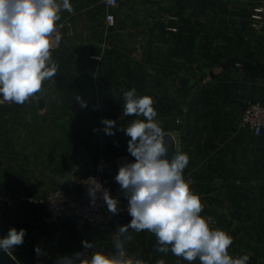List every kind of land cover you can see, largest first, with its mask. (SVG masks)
I'll use <instances>...</instances> for the list:
<instances>
[{"label": "crops", "instance_id": "crops-1", "mask_svg": "<svg viewBox=\"0 0 264 264\" xmlns=\"http://www.w3.org/2000/svg\"><path fill=\"white\" fill-rule=\"evenodd\" d=\"M70 3L74 12L62 10L60 20L70 19L73 23V33L64 38L61 48L52 56L59 65L56 76L45 80L41 90L24 104L13 102L12 106L2 108L0 111V180L7 185L12 197L17 201L12 205L0 203V238L5 237L10 228L26 230L23 244L14 247L10 252L22 264H57L58 258L72 257L85 251L89 255L93 251L113 254L112 236L106 229L92 225L79 228L72 219L59 224H47L44 222V207L29 201L30 198L40 197L46 190L78 191L77 172L81 168L88 171L93 166L91 160L85 167H81L79 147L74 141L70 151L65 149L64 138L68 136L63 126L62 107L80 105L76 96L87 102L86 105H92L99 99L96 98L98 92L107 89V79L104 80L105 83L98 80V76L103 75L107 69V51L90 50L87 45L94 42L97 36L100 40L106 36L101 34L102 31L105 32L106 9L100 0H70ZM248 3L250 11L259 7L264 8V0H248ZM97 7L101 11V16L97 15ZM203 21L205 22V19L200 20V28H192L193 21L185 17L181 23L170 24L176 29L172 31L178 32L168 34V37H171L170 41L182 43V48L170 50L160 56L162 63L167 61L173 69L167 75L157 74L155 102L157 107L166 102L167 117L155 119L159 121L163 131L172 133L176 140L177 133H180L182 138L180 142L183 144L181 152L187 153L188 156L197 153L200 169L205 170L204 166L208 161L207 148L202 147V144L215 133L230 139L222 148L223 156L219 161L221 166L226 169L230 166L233 170L240 168L239 164L242 162L249 168L257 163V159L261 160L256 156L264 155V146L257 149L248 141L258 139L264 143V133L255 137L248 130L233 131L232 126L238 125L248 101L264 102V43L255 42L258 36L254 32L252 36L254 40L249 37L251 48L233 52L231 57L228 52L222 56L225 58L219 57L216 65L209 69L207 61L202 58L205 52L200 48L208 36L201 27L205 26ZM98 25L99 33L96 31ZM197 46L199 50L196 51ZM162 90H166L167 93ZM102 100L103 104L107 105V100L103 98ZM53 107L54 110H51ZM10 109L9 117H2L3 112ZM21 113L24 117L19 116ZM32 114L37 117L30 116ZM74 117L79 119L75 113L72 114V119ZM209 122L225 123L229 128L212 131L209 134L207 131ZM103 137L107 139L105 132ZM17 142H20V145ZM240 143L243 145L240 146ZM191 144L193 146L189 149ZM178 145L177 140V150ZM107 150L109 153L106 140L104 145L106 154ZM118 152L123 153L120 149L116 150V153ZM258 164L262 166L264 161H259ZM118 171L113 170L111 175L116 176ZM195 181L190 188L199 195L204 205L202 217L227 216L228 211H225L224 207L226 208L225 204L228 206L229 203L230 216L233 218L238 215L237 204L240 197L238 194L231 195L230 199L221 193L214 195L208 193V181L205 178L199 177ZM254 201L249 209L248 218L257 216L264 218V206H258ZM211 203H216L215 209H212ZM131 219L132 217L128 215L125 225ZM239 227L241 226H235L233 232L264 235V226L256 223L248 224L247 227H243L244 229ZM127 235L130 238L126 240V247L134 257L150 258L152 264H157L160 260L165 264H200L199 258L185 261L171 251L167 254L157 251L156 237L147 230L139 233L129 230ZM85 240L93 243L95 247L85 250L82 245V241ZM37 247L40 249L39 252L36 251ZM261 249L263 253L257 252L254 257L249 255L247 264H264V242L263 248L258 251ZM236 250L239 252L237 256L244 255L240 253L239 247Z\"/></svg>", "mask_w": 264, "mask_h": 264}, {"label": "rangeland", "instance_id": "rangeland-1", "mask_svg": "<svg viewBox=\"0 0 264 264\" xmlns=\"http://www.w3.org/2000/svg\"><path fill=\"white\" fill-rule=\"evenodd\" d=\"M249 8L250 3H248V0H119L114 8L115 25L111 28L105 25V32L102 31L101 34L106 36L102 37L101 40L97 36L94 42L87 44L90 50L107 51V69L103 75L98 76V80H101L102 83H105L104 80L107 79V89L98 92L96 98L99 99L92 105H86V107L65 105L62 107L64 112L63 126L68 136L64 138L65 149L67 151L71 150L72 141L78 144L81 167H85L88 161L91 160L92 165H94L100 155L113 159L128 153L130 137L125 134L123 129L128 126L131 120L141 119L142 116L123 115L124 98L122 90L135 88L137 96L151 97L153 107L157 111V117H167L166 102L162 103L164 106L161 105L160 107H157L155 102L157 95L156 78L158 77L157 74L160 73L167 75L173 67L167 61L162 63L160 56L170 50L182 48V43L170 41L171 37L169 38L168 34L172 35V33L178 32L170 30L173 28L170 24L172 22L181 23L185 17L191 18L193 21L192 28H200V20L205 19V22L203 21L205 26L202 25L201 27L207 32L208 36L206 42L201 43L200 48L202 52H205L202 54V58L207 61V67L211 69L219 61V57L221 59L225 58L222 56L227 55L228 52L231 57L233 52L237 53L251 48V39L254 32L258 36L255 42L264 43V12L257 13V8L253 9L254 11H250ZM96 9L97 15H100L99 7ZM257 14L261 15L262 19L258 20L253 17ZM238 21H241V23H238ZM99 25L96 26L98 33ZM195 50H199L198 46L195 47ZM162 91L165 94L167 93L166 90ZM89 97H91V94ZM102 98L107 100V105L103 104L104 100ZM54 108L51 110H54ZM73 113L79 119L75 117L72 119ZM10 114L11 109L5 110L2 117H9ZM19 116L24 117L22 113ZM30 116L37 117L35 114ZM103 117L116 121L113 128L114 134L107 135V139L103 137L104 125L101 123ZM228 128L225 123L221 122L207 123L209 134L212 131L227 130ZM232 129L233 131L242 130L239 129L237 124L234 127L232 126ZM177 134L178 149L182 151L183 144L180 142L182 138L180 133ZM106 140L107 148L111 152L108 153L107 150V154L104 151ZM228 140L230 139L223 138L216 133L213 137L206 138L202 144V147L207 148L208 154V161L204 166L206 169L199 168L198 161L200 159L198 154L194 153V155L189 156L191 160L189 159V163L183 171V176L189 185L196 182L195 179L199 177L205 178L208 181V193L214 195L221 193L228 199L233 194L240 196L237 204L239 206L238 215L233 219L230 216L231 204L229 203L228 206L225 204L226 208L224 207V209L228 211V215L223 212L227 216L223 218L213 217L214 222L210 227L222 229L233 238V244L229 247L230 255L236 257L239 253L236 249L239 247L240 253L254 257L257 252L263 253L262 249L261 251L258 250L263 248L264 235L234 233L233 230L236 229L235 226H241L239 228L244 229L243 227H247L248 224L252 225V223H256L261 227L264 226V218L260 216L248 218L247 216L254 200L258 206H264V165L258 164L259 161H264V155H257L256 157H260L261 160L257 159V163L252 164L249 168L240 162V168L231 170V167L227 166L229 169H226V167L221 166L222 164L219 161L223 156H221L222 148L227 145ZM248 142L252 143L257 149L264 146V143L258 141V139H252ZM17 144L20 145V142H17ZM242 145L240 143V146ZM192 146L191 144L189 149ZM117 149L122 150L123 153H116ZM192 162L196 165H193ZM83 170L81 168L78 172L76 171L79 173V178L91 169L88 171ZM113 176L111 175L114 183L119 185L115 180L116 176ZM1 204L8 205L6 203ZM211 206L212 209H215L216 203H211ZM130 256L134 257L131 254ZM137 258L152 264L150 258Z\"/></svg>", "mask_w": 264, "mask_h": 264}, {"label": "clouds", "instance_id": "clouds-1", "mask_svg": "<svg viewBox=\"0 0 264 264\" xmlns=\"http://www.w3.org/2000/svg\"><path fill=\"white\" fill-rule=\"evenodd\" d=\"M62 10L74 12L70 0H0V103L22 105L41 90L45 80L56 76L59 65L51 55L52 37ZM55 39L58 41L59 35ZM122 92L123 115L144 118L131 120L123 129L130 137L128 152L135 162L120 166L115 177L127 197V211L132 219L116 232V254L79 252L58 258L57 264H145L125 253L129 230H147L156 237L157 251H171L185 261L199 258L200 264H247L249 255L229 254L233 238L222 229L210 227L213 217L201 216V198L183 176L190 159L187 153L176 150L168 159L166 134L155 119L153 99L137 96L135 88ZM76 100L86 107L79 96ZM101 123L107 135L114 134L116 121L102 119ZM98 190V185L89 189L93 200ZM103 200L111 213L118 212L119 200L106 190ZM25 234L23 228H10L0 238V250L10 253L23 244ZM82 245L85 250L95 247L86 240ZM36 251H40L39 247ZM157 264L165 262L160 260Z\"/></svg>", "mask_w": 264, "mask_h": 264}, {"label": "built area", "instance_id": "built-area-1", "mask_svg": "<svg viewBox=\"0 0 264 264\" xmlns=\"http://www.w3.org/2000/svg\"><path fill=\"white\" fill-rule=\"evenodd\" d=\"M105 7V25L111 28L116 23V15L114 8L119 3V0H100ZM257 13L264 12V8L256 9ZM254 18L260 20L261 15H254ZM56 31L52 37L51 55L53 56L62 46L64 38L72 35L73 23L70 19H63L57 21ZM170 30H176L174 27ZM59 35L60 39L57 41L55 37ZM2 100V96H0ZM13 102L0 103V111L3 107L12 105ZM239 129L250 131L255 137H259L264 133V102L248 101L242 111L240 121L238 123ZM135 158L131 154L125 153L113 159H108L104 155H100L91 170L82 174L79 178V189L73 191L72 189H51L46 190L38 198H30L29 201L40 204L44 207L45 217L44 222L47 224H59L67 220H74L79 228L87 225L106 229L110 232L113 240V254H116L114 238L119 226L125 225L127 218V197H122L121 186L115 184L110 173L113 169L119 170V167L128 162H134ZM99 186L96 192V197L89 195V189ZM108 191L110 196L119 200L118 212L111 213L105 201L103 200V192ZM0 202L12 205L17 201L12 197L8 187L0 180ZM124 239V237H120ZM126 241V240H125ZM124 250L127 256L128 253L126 242L124 243ZM145 264H150L144 261ZM16 264H22L16 259Z\"/></svg>", "mask_w": 264, "mask_h": 264}, {"label": "water", "instance_id": "water-1", "mask_svg": "<svg viewBox=\"0 0 264 264\" xmlns=\"http://www.w3.org/2000/svg\"><path fill=\"white\" fill-rule=\"evenodd\" d=\"M165 134L166 142L169 147L168 159H171L172 153L177 150V140L172 133L165 132ZM122 197H126L125 194H123ZM0 264H16V259L10 253L0 250Z\"/></svg>", "mask_w": 264, "mask_h": 264}]
</instances>
